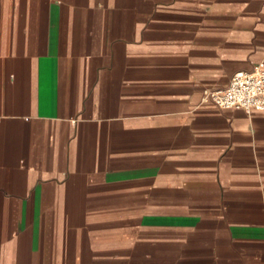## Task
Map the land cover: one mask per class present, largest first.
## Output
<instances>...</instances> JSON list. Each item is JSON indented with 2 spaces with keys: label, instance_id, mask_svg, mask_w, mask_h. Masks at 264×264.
I'll use <instances>...</instances> for the list:
<instances>
[{
  "label": "crops",
  "instance_id": "0c3cea01",
  "mask_svg": "<svg viewBox=\"0 0 264 264\" xmlns=\"http://www.w3.org/2000/svg\"><path fill=\"white\" fill-rule=\"evenodd\" d=\"M264 0H0V264H264Z\"/></svg>",
  "mask_w": 264,
  "mask_h": 264
},
{
  "label": "built area",
  "instance_id": "2783aa9c",
  "mask_svg": "<svg viewBox=\"0 0 264 264\" xmlns=\"http://www.w3.org/2000/svg\"><path fill=\"white\" fill-rule=\"evenodd\" d=\"M206 99L221 110L264 111V65L235 73L227 87L208 92Z\"/></svg>",
  "mask_w": 264,
  "mask_h": 264
}]
</instances>
